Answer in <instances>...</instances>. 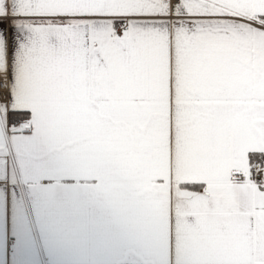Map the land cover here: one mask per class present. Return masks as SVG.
Returning a JSON list of instances; mask_svg holds the SVG:
<instances>
[{
	"label": "snow or ice",
	"instance_id": "6c2138e0",
	"mask_svg": "<svg viewBox=\"0 0 264 264\" xmlns=\"http://www.w3.org/2000/svg\"><path fill=\"white\" fill-rule=\"evenodd\" d=\"M10 139L84 181L106 264H264V0H0Z\"/></svg>",
	"mask_w": 264,
	"mask_h": 264
},
{
	"label": "crops",
	"instance_id": "0c3cea01",
	"mask_svg": "<svg viewBox=\"0 0 264 264\" xmlns=\"http://www.w3.org/2000/svg\"><path fill=\"white\" fill-rule=\"evenodd\" d=\"M60 168L46 148L22 157L0 142V264H106L107 218Z\"/></svg>",
	"mask_w": 264,
	"mask_h": 264
}]
</instances>
